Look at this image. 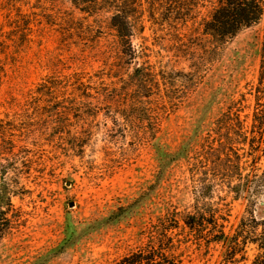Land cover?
<instances>
[{
  "label": "rangeland",
  "instance_id": "1",
  "mask_svg": "<svg viewBox=\"0 0 264 264\" xmlns=\"http://www.w3.org/2000/svg\"><path fill=\"white\" fill-rule=\"evenodd\" d=\"M160 1L164 8L153 14L147 3L139 7L130 51L106 9L0 0V181L9 188L0 264H116L141 245L158 214L177 209L181 217L205 201L227 217L230 233L250 214L264 216V204L236 197L213 177L217 167L233 169L236 153L245 167L248 149L249 167L254 154L264 167L262 150L251 155L237 141L246 117L253 136L264 22L215 54L201 35L213 0L179 1V12H189L183 19L167 18L170 0ZM137 63L159 80L164 98L155 87L146 97L132 82ZM74 74L82 81L65 84ZM47 76L57 84L40 89ZM163 101L168 110L157 126L152 109ZM237 114L240 121L231 120ZM154 132L168 152L186 146L160 174ZM184 251V264L220 260L219 246L205 254L189 243ZM254 253L249 246L239 264H252Z\"/></svg>",
  "mask_w": 264,
  "mask_h": 264
},
{
  "label": "trees",
  "instance_id": "2",
  "mask_svg": "<svg viewBox=\"0 0 264 264\" xmlns=\"http://www.w3.org/2000/svg\"><path fill=\"white\" fill-rule=\"evenodd\" d=\"M163 1V0H162ZM181 0H170L167 18L175 14V18L183 19L188 17L189 12L181 14L185 8L179 3ZM75 2L87 4V12L96 13L99 8L111 12L110 25L115 30L119 38L122 49H133L132 36L136 28V16L139 7L148 4L147 7L152 14L156 10L163 9L164 4L160 0H75ZM180 11V12H179ZM264 22V0H213V4L208 12V16L203 19L202 38L204 41L203 49L206 52L219 54L220 46L229 39L235 37L242 30ZM209 39V40H208ZM210 43L212 48L208 49L205 42ZM120 47V48H121ZM124 53V50H122ZM126 53V52H125ZM132 55V54H131ZM262 65L257 85L253 86V93L256 102L252 122L253 136L249 138L248 118H245L246 130L239 132L238 142L251 146L252 152L262 150L264 152V28L261 42ZM1 60V59H0ZM79 74H74L64 83L72 81H82ZM19 75H12L10 81L16 82ZM150 72L139 63L134 66L131 76L132 82L136 81L137 87L144 90L146 97L150 96L152 88H156V94L162 95L159 80L150 79ZM0 76V83H1ZM139 81V82H137ZM63 82V81H62ZM56 78L47 76L39 83V88H49L55 86ZM168 103L163 101L157 103L156 108L152 109L155 115V124L158 126L162 115L168 110ZM44 113H39L42 115ZM45 117V116H44ZM46 118V117H45ZM241 117H231V120L240 121ZM225 122V121H223ZM243 125V124H241ZM235 126V125H234ZM243 129V126L240 127ZM158 135L153 133V140L159 161V173L167 166L171 160H181L186 156V146L182 145L175 152H168L166 147L158 142ZM242 139V140H241ZM245 142V143H244ZM220 150V146L214 151ZM247 162L242 167L241 156L236 153L239 160L234 164L233 169L213 171V177L224 179L228 182L231 190L236 197L249 200L255 207L264 204V167L258 165L257 156L254 154L252 163L249 167V149L245 153ZM264 155V154H263ZM207 181V180H206ZM211 187V183L209 184ZM8 185L3 179L0 181V232L6 227L2 203L9 201ZM204 197L205 194H203ZM181 211L174 209L160 213L150 224L141 232V245L133 252L125 255L116 264H184V250L189 243L203 247L205 254H209L215 247H220V260L218 264H239L249 260V246H253L255 253L252 264H264V216L260 219L250 214L249 218L242 219L240 224L230 233L226 230L225 222L227 217L219 213L211 202L205 201L203 207L194 211H187L181 216Z\"/></svg>",
  "mask_w": 264,
  "mask_h": 264
},
{
  "label": "water",
  "instance_id": "3",
  "mask_svg": "<svg viewBox=\"0 0 264 264\" xmlns=\"http://www.w3.org/2000/svg\"><path fill=\"white\" fill-rule=\"evenodd\" d=\"M66 184H67V185H70V184H71V181L68 180ZM74 205H75V202H74V201H71V202L69 203V206H74Z\"/></svg>",
  "mask_w": 264,
  "mask_h": 264
}]
</instances>
